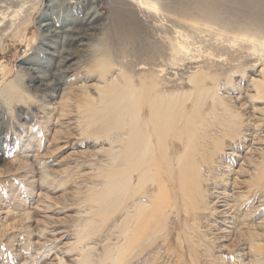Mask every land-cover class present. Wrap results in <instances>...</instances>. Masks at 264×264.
<instances>
[{
  "label": "rangeland",
  "instance_id": "374dc122",
  "mask_svg": "<svg viewBox=\"0 0 264 264\" xmlns=\"http://www.w3.org/2000/svg\"><path fill=\"white\" fill-rule=\"evenodd\" d=\"M124 2L135 6L131 0H0V92L27 58H34L27 66L46 74L64 71L46 94L27 93L26 80H17L27 104L0 98V264H119L120 253L132 249L129 232L135 233L129 225L124 234L123 225L136 206L152 208L158 186L147 179L125 210L106 223L98 221L100 212H108L99 210V199L113 195L115 180L105 176L119 165L115 157L127 135L99 132L114 122L91 123L84 104L90 100L100 107V94L124 75L137 85L151 78L159 88L156 93L179 97L193 89L185 79L197 70L218 81L216 104L206 98L201 111L216 149L206 153L210 161L200 154L193 160L200 181L190 190L199 192V206L185 209L178 185L165 177L174 205L150 225L160 230L148 233L147 246L134 249L123 264H264V88H259L264 84V50L253 52L249 41H264V0H144L156 10L137 12L145 32L132 31ZM90 10L93 15L87 14ZM211 12L215 19L208 17ZM116 15L126 24L115 23ZM49 19L59 32L79 26L97 29L86 31L90 36L84 46L73 42L70 48L76 53L61 65L55 52L62 48L57 43H64L63 34L49 41L37 30ZM183 40L190 50L186 57L171 50ZM127 48L132 52L127 56H133L121 60L119 55L107 72L94 71L106 49ZM118 61L122 66H116ZM213 85L206 80L204 91ZM219 104L234 112L235 120ZM200 134L194 144L202 142ZM168 143L172 161L167 165L177 172L175 159L183 147L176 140ZM130 176L129 186L135 189L138 173ZM126 195L132 197V192Z\"/></svg>",
  "mask_w": 264,
  "mask_h": 264
},
{
  "label": "bare ground",
  "instance_id": "6f19581e",
  "mask_svg": "<svg viewBox=\"0 0 264 264\" xmlns=\"http://www.w3.org/2000/svg\"><path fill=\"white\" fill-rule=\"evenodd\" d=\"M143 1L144 0H131V2L135 6L129 5L127 2H124L129 7L130 13L127 21L132 25L133 27L132 31L134 32L136 30H138L139 32H145L144 27L141 26V24L139 23L140 21L136 16L137 12L143 13L144 10L147 11L148 10L151 11L153 9L155 10V8L153 7L154 5ZM51 5L53 6L55 4L52 2ZM87 14H92L91 10ZM116 16L117 18L114 19L115 23H118L119 25L126 24L125 20L120 15H116ZM208 17H210L211 19H215L216 15L211 12L210 14H208ZM77 22L78 20L73 19L72 20L73 26H76ZM54 24H55L54 19H49L46 23H43L42 25L38 26L37 30H39L40 38L43 39L46 38L49 41H54L55 37L59 38L63 34L62 39L64 43L62 44L57 43V45L61 46L62 48L58 52H55L58 54V56L62 58L61 65L65 63L67 60L73 58L74 53H76L70 48V46H72L74 43L77 42L78 44H80L79 46H84L83 41L87 40L90 36L86 34V31L89 28L97 29L96 25H93L91 27L79 26L76 28L74 27L66 28L64 31L59 32L57 30H52ZM195 24H197L196 21ZM204 25L202 27L203 29H204ZM197 26L201 27L198 24ZM210 27L211 26H209V29L206 28L205 29L211 32L212 30H210L211 29ZM151 29L153 30V28ZM197 31H195V33H197ZM244 35L245 34H243V36ZM154 37L156 36L154 35ZM245 41H248V39H245ZM249 41L252 46L253 52H259L257 48L264 50V41L260 42L258 40H255V38L254 40L252 39ZM67 43L68 45L66 48ZM188 48L189 47L186 45L185 41L183 40L182 42L178 41L176 45L172 47L171 50L173 52H176V54L178 55L182 54L184 57H186L189 56L190 54V50ZM54 49L57 50V48ZM129 50L130 48L123 49L121 51H111L110 49L109 50L106 49V53L101 55L102 57L97 59L96 63L93 64L94 71L107 72L109 68H113V64L111 62L112 58L119 59L118 57L120 55L122 57L121 60H125L133 56V54L127 56V54L132 53ZM33 61H34L33 57L21 60V63H19V66L17 67L15 76L9 81L8 78L7 82L3 85V88L0 92V98L3 97L4 101L6 102L8 101L9 104L11 103L27 104L28 100L23 98L22 96L23 91L17 83V80L20 81L21 79L26 80V85L24 89L27 93L42 92L46 94L51 90H54L55 85L57 84L58 81V77L62 73H64V71H60L58 74H54V75L46 74L43 71H41L39 67L32 68L30 66H27L30 65L31 62ZM140 65L146 66V64L144 63H140ZM116 66H122V62L118 61V65ZM162 72L163 70H161V73ZM217 74L218 73H216V75ZM124 76H121L122 82L120 81L112 86L106 87L103 93L100 94L101 95V100L99 104L100 107L95 105V103H91L90 100H87L84 104L85 109L90 113L91 123L92 122L96 123L97 121L100 122L104 120L105 122L106 121L114 122L113 127L109 128L105 126L103 127V131H100L102 129L101 128L99 132H108L111 130H116L119 132L123 131L127 135V138L121 142L122 151L120 152L119 157H115V159L119 160V165L116 168L112 169L113 173L105 176L106 179L115 180V182L110 185L111 190L113 191V195L106 198L105 200L99 199L101 200V202L98 203L99 210L100 209L103 210L107 208L108 212H103V213L100 212L98 216L99 219L98 221H100L101 224L106 223L111 217H113V215L117 211H119L120 209L125 210V204L130 199L133 198L134 194L140 191V188L147 182V179L149 180L152 179V181L154 180L158 186L157 194L152 201V208L150 210L146 209L147 211H145L144 207L136 206L134 208V213L131 216H128L127 221L123 225L124 234L128 235L129 229H127V227L129 225L134 227L135 233L129 232V236L132 241V242L130 241V246L132 247V249L130 248L131 250L123 251L120 253L121 257H119V264H123V262H125V259L132 254L134 249L139 247H141L142 249L143 246L145 247L147 246L145 244L150 239L148 233L154 234L160 230V226H157L154 229H152L150 225L157 224L158 222H160L159 217L161 216V213L165 209L173 207L174 202L169 196L168 183H167L168 181L165 179V177L169 180V184H172L174 186L178 185L179 187L178 190L181 192V196L184 198L183 206L185 209H187L189 206H193L194 209L197 206H199L200 200L199 197L197 196V193L199 192L196 191L193 194V190L192 191L190 190V188L193 185H197L198 182L200 181L199 171H196L194 167L195 163L193 164V160H195V157L198 156L199 154L206 159L207 157L206 153L207 152L209 153L214 147L216 149V145L214 146L213 144L210 143V139H212L214 136L212 135L213 133L211 134V131H208V128L211 127L210 124H207L204 127L202 125V122H204L203 120L205 117L202 116L201 111L206 98H209V101L210 102L212 101L213 104L214 102L217 101V94L215 92V88L218 85L217 77L214 76L211 77L207 73L200 72L197 70L196 72L191 73L185 79L187 84L191 85L193 89L188 91L187 93L183 92L182 96L180 95L178 97L177 95L179 93L178 94L175 93L176 95H171L168 93L166 95L160 94L162 92H160L159 94L156 93V90L157 89L159 90V88L156 89V84L155 82H153V79L151 78L147 80L140 79L141 81L137 85L134 84L129 77H124ZM208 79L212 80V82L214 83L213 85L214 87L212 88L213 90L204 91V82ZM259 88L261 89L264 88V84H261ZM262 93H264V91H262ZM188 103L190 104V108L186 106ZM210 105L212 104L210 103ZM219 107H221L223 111H227V108L225 110L224 105L221 104ZM2 109L3 107L0 105V124L4 122L3 117L1 115ZM144 109L148 110L147 117L145 116ZM227 113H228L227 116L230 118V121L235 120L236 117L232 114L234 112L231 113L227 111ZM225 116L226 114L224 115V117ZM224 117L222 119H224ZM87 125L89 126V124ZM224 125L225 124H223V126ZM200 133H202V142L200 144L199 143L194 144L196 141H198L199 138L201 139V137L198 136ZM169 140L178 141L183 147L182 151L183 152L185 151L184 154L183 152L178 154L177 158L175 159L177 165V172H175L172 168H170L167 165L168 162L172 161L166 154V152H168L169 154L168 147L171 145V144L169 145L170 142L168 143ZM173 143L175 144V142ZM217 150H219V147ZM191 151L192 153H194V155H191V153H189ZM209 159L210 158L207 157L208 161H210ZM186 162H188V164H186ZM150 169H152V172H150ZM134 172L138 173V177H139V182L135 189L134 187L129 186L131 179V176L129 177V175L133 174ZM174 178H177V183L174 182L175 180ZM128 191L132 192V197L126 195ZM97 201L98 199L95 200V203ZM148 229L151 230L148 232L147 231Z\"/></svg>",
  "mask_w": 264,
  "mask_h": 264
}]
</instances>
